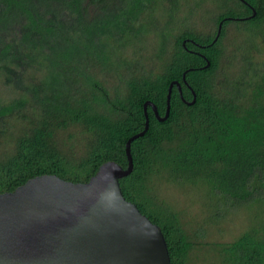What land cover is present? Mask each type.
<instances>
[{
  "label": "trees",
  "instance_id": "1",
  "mask_svg": "<svg viewBox=\"0 0 264 264\" xmlns=\"http://www.w3.org/2000/svg\"><path fill=\"white\" fill-rule=\"evenodd\" d=\"M220 1L230 6L213 23L247 17L239 25L252 28L264 47V0H241L253 17L241 2ZM148 2L0 0V86L6 92L0 100L5 158L0 193L39 175L83 183L106 161L124 168V144L143 127L142 104L151 102L162 116L172 81L180 84L182 99L190 101L181 75L192 69L184 78L194 93L193 105L186 106L173 86L164 122L146 108L148 129L130 144L132 171L119 180L121 194L160 228L170 264H185L188 243L175 216L152 196L146 198L151 177L204 185L217 219L256 205L261 210L253 220L258 221L218 250L216 264H264V74L253 69L239 86L226 78L215 82L216 48L228 22L213 43L215 33L176 35L155 72L136 51L128 55L126 49ZM183 40H188L186 50ZM191 51L205 56L209 66L200 69L204 63ZM71 126L85 137L78 160L70 159L56 139Z\"/></svg>",
  "mask_w": 264,
  "mask_h": 264
},
{
  "label": "water",
  "instance_id": "2",
  "mask_svg": "<svg viewBox=\"0 0 264 264\" xmlns=\"http://www.w3.org/2000/svg\"><path fill=\"white\" fill-rule=\"evenodd\" d=\"M220 28L221 23L211 43ZM202 58L200 69H205L209 62ZM191 70L181 75L190 101L182 99L180 84L172 81L162 116L151 102L142 104L143 127L124 144V168L106 161L83 183L39 175L0 193V264H170L160 228L123 198L119 180L132 171L130 144L148 129L146 108L157 122H164L173 86L186 106L193 105L195 96L184 78Z\"/></svg>",
  "mask_w": 264,
  "mask_h": 264
},
{
  "label": "rangeland",
  "instance_id": "3",
  "mask_svg": "<svg viewBox=\"0 0 264 264\" xmlns=\"http://www.w3.org/2000/svg\"><path fill=\"white\" fill-rule=\"evenodd\" d=\"M226 6L230 5L220 0H149L138 18L136 32L126 46L127 54L136 51L142 62L148 63L149 67L153 65L155 72H159L162 67L159 59L169 51L176 35L187 31L196 37L212 36L216 31L213 19ZM245 27L239 23L223 27V37L215 53V82L218 84L226 78L239 86L248 82L253 69L258 72L257 75L264 74V47L257 42L252 28ZM258 78L253 77L255 81H260ZM112 82L108 78L105 85L110 87ZM5 93L0 86V100L6 99ZM84 138L77 126L68 127L56 136L58 145L72 160L83 157ZM2 151L4 146L0 139V161L5 159L2 158ZM146 192V198L152 196L160 207L175 216L188 243L185 264H216L218 250L256 223L258 218L253 220V216L259 215L261 210L252 205L217 219L214 200L207 195L204 185H178L166 181L164 176L151 177Z\"/></svg>",
  "mask_w": 264,
  "mask_h": 264
},
{
  "label": "flooded vegetation",
  "instance_id": "4",
  "mask_svg": "<svg viewBox=\"0 0 264 264\" xmlns=\"http://www.w3.org/2000/svg\"><path fill=\"white\" fill-rule=\"evenodd\" d=\"M234 1H238V2H241L242 4H244L248 9H250V6H248L247 4H245L243 1H241V0H234ZM251 11V10H250ZM247 17H241V18H227V17H225V18H222L221 20H219L218 22H217V25H216V30H217V26H218V24L219 23H221V28H222V24L224 23V22H228V23H241V21L242 20H244V19H246ZM221 28H220V31H221ZM215 34H216V31H215ZM220 34V33H219ZM215 37V36H214ZM214 39V38H213ZM183 41H185V43L188 41V40H183ZM213 41V40H212ZM182 43V42H181ZM185 43H184V46H182L181 45V47L184 49V50H186V48H185ZM191 43V42H190ZM195 48H202L201 46H197L196 44H194V43H191ZM197 46V47H196ZM191 53L192 54H194V55H196V56H198L202 61H203V63L205 64V60L202 58V56L203 55H201V54H199V53H197V52H195V51H191ZM206 60H207V58L205 57V56H203ZM208 61V60H207ZM209 62V61H208Z\"/></svg>",
  "mask_w": 264,
  "mask_h": 264
}]
</instances>
